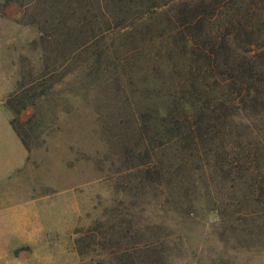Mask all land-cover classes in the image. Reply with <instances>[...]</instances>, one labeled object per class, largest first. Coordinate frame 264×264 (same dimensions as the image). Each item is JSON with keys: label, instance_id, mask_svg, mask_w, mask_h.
Here are the masks:
<instances>
[{"label": "rangeland", "instance_id": "obj_1", "mask_svg": "<svg viewBox=\"0 0 264 264\" xmlns=\"http://www.w3.org/2000/svg\"><path fill=\"white\" fill-rule=\"evenodd\" d=\"M245 1L246 8L255 11L251 19H255L262 35L256 38V44L245 46L240 38L234 40L229 34L231 50L238 56L247 55L246 51H264V0ZM228 6L231 9L235 5ZM104 7L101 3L87 5L86 0H0V103L6 106L10 97L26 92L32 84L43 85L37 90L51 86L45 96L36 100L46 119L47 132L40 138L44 143L34 151L33 165L44 175L49 162L54 190L58 193L70 189L78 199L81 215L72 235L65 238L67 245L74 247L80 264H132L121 259L120 245L131 250L132 246L161 240L180 242L184 247V258L176 264H264L262 192L256 191L255 205L244 202L248 187L237 178L248 163L252 177H262L264 126L252 119L246 121L257 132H244L241 143L247 147L236 144L238 139L226 142L229 153L224 162L228 169L224 171L235 177L228 191H218L213 182L216 176L211 175L216 169L212 166L210 170H199L195 163L185 167L179 158V147L168 155L171 172L166 179L156 178L159 158L153 156L150 161L146 156L139 130L143 124L161 123L166 116L167 105L172 103L167 104L157 94H170L176 100L186 97L183 90L190 71L198 64L185 57L174 63L162 54L160 62L148 66L145 61L158 54L157 44L154 50L148 46V53L133 54L136 44L132 38L136 37H132L130 29L109 33L106 38L124 55L128 68L91 77L83 70L71 69V64L59 57L67 56L72 49L70 37H76L71 34L72 27L80 25V17L100 23L103 15V20L114 23ZM173 13H165L166 18L173 17ZM166 18L162 15V25L140 29L143 43L150 37L147 30H167ZM226 19L227 15L211 18L214 35L215 30L224 31ZM165 40L167 35L164 46ZM175 103L180 112L181 107L189 106L185 100ZM32 113L29 108L21 113L20 123ZM8 115L0 108V132L2 120ZM168 182L177 188L168 189Z\"/></svg>", "mask_w": 264, "mask_h": 264}, {"label": "trees", "instance_id": "obj_2", "mask_svg": "<svg viewBox=\"0 0 264 264\" xmlns=\"http://www.w3.org/2000/svg\"><path fill=\"white\" fill-rule=\"evenodd\" d=\"M238 1L240 0H86L87 5L103 4L104 9L111 13L114 23L103 20L101 15L100 23L92 20V27L91 20L88 22L87 17H80V25L72 27L71 34L76 35L70 37L69 44L72 49L67 56L62 55L59 58L66 59L71 64V69L83 70L89 77L96 76L99 72L117 71L125 66L124 55H120L114 44L108 43L106 38L109 33L120 34L130 29L132 37H136V40L132 38V42L136 44L132 48L133 54L148 53V46L154 50V45L157 44L158 54L145 61L148 66L158 60L160 62L162 54H166L174 63L185 57L190 63L198 64L190 71L188 85L183 90L186 97L176 100L170 94H164L165 97L162 92L157 94L166 99V103L170 101L172 104L167 103L168 110L161 123L143 124L139 130L140 145L146 156L149 155L150 161L153 156L159 158L158 168H155L158 179H166L167 173L171 172V158L168 155L171 156L174 147H179L182 149L179 158L185 167L188 163H195L199 170L203 167L210 170L212 166L216 169L211 175L216 176L213 182L218 186V191H228L232 189L235 177L232 178L230 171H224L228 169L224 162L229 153L226 142L229 138L238 139L236 144L247 147L241 143L244 132L253 135H257V132L252 123L248 125L246 121L252 119L256 124L261 123L264 126V51L252 54L246 51L244 53L247 55L238 56L231 50L228 39L231 34L232 39L240 38L245 46H251L262 35L254 23L255 11L253 13V9L246 8L245 0L236 6ZM229 3L235 6L229 9ZM165 13H173L174 16L168 19ZM162 15L166 18L167 30L162 28L159 33L153 29L147 30L150 31V37L143 43L139 37L142 33L140 29L164 24L165 19L160 20ZM226 15L224 31L217 33L215 30L214 35L210 29L211 18ZM69 19L72 20L73 17ZM95 26L97 27L93 28ZM219 34L220 39H217ZM165 35L169 41L165 40L166 46L163 43ZM242 50L245 51L243 48ZM132 58L136 59L135 56ZM45 68L47 71V67ZM69 71L67 69L66 73ZM38 87L43 85L32 84L26 92H16L5 102L6 107L14 114V130L21 136L27 148L31 142H34V147H40L44 143L40 138L47 130L46 119L37 107L36 100L45 96L51 86L37 90ZM183 100L189 106L181 107L180 112V107L175 102ZM28 108L34 113L20 123L19 116ZM143 115L140 114V117ZM151 153L154 155L151 156ZM256 158L257 162H262L260 156ZM249 160L250 158L247 162ZM249 164L242 167L237 178L248 187L244 202L255 205L256 191L262 192L264 199V166L262 177L254 179L250 174L252 167ZM172 185L166 183L168 189L175 190L177 187ZM161 241L132 246L131 250L120 245L119 255L122 260H129L132 264H176L182 261L185 250L180 242L172 244Z\"/></svg>", "mask_w": 264, "mask_h": 264}, {"label": "crops", "instance_id": "obj_3", "mask_svg": "<svg viewBox=\"0 0 264 264\" xmlns=\"http://www.w3.org/2000/svg\"><path fill=\"white\" fill-rule=\"evenodd\" d=\"M0 108L9 113L0 132V264H80L65 239L81 215L78 199L70 189L54 190L48 161L44 175L34 167L41 146L27 148L10 110Z\"/></svg>", "mask_w": 264, "mask_h": 264}]
</instances>
